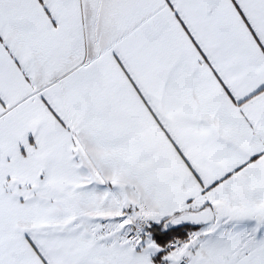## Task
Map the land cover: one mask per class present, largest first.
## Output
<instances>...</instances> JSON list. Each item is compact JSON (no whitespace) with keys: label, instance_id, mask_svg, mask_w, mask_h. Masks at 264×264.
I'll return each instance as SVG.
<instances>
[{"label":"snow or ice","instance_id":"6c2138e0","mask_svg":"<svg viewBox=\"0 0 264 264\" xmlns=\"http://www.w3.org/2000/svg\"><path fill=\"white\" fill-rule=\"evenodd\" d=\"M0 264H264V0H0Z\"/></svg>","mask_w":264,"mask_h":264}]
</instances>
